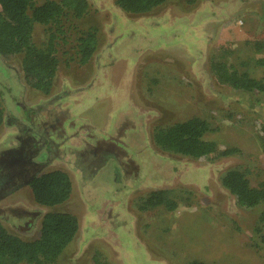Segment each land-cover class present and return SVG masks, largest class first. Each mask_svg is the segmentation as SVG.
<instances>
[{
    "label": "rangeland",
    "instance_id": "1",
    "mask_svg": "<svg viewBox=\"0 0 264 264\" xmlns=\"http://www.w3.org/2000/svg\"><path fill=\"white\" fill-rule=\"evenodd\" d=\"M86 1L87 14L67 18L57 35L49 95L27 87L19 57L0 60V224L31 241L42 217L19 230L11 211L75 216L78 233L57 264H95L96 256L102 264H264V244L253 247L257 212L238 208L219 182L239 169L251 186L264 184V102L219 85L210 70L215 59L264 77V0H167L142 15L123 13L115 0ZM90 30L96 51L80 65L76 38ZM32 35L44 46L48 27L35 25ZM65 107L66 138L85 148L66 142L70 198L41 210L30 195L15 194L34 175L27 162L34 141L18 149L12 126L36 123L32 137L44 143L52 132L44 136L39 128ZM192 118L209 123L204 139L219 152L238 154L193 160L156 147V128ZM20 151L22 160L3 163ZM155 191L167 192L173 211L141 210Z\"/></svg>",
    "mask_w": 264,
    "mask_h": 264
},
{
    "label": "trees",
    "instance_id": "2",
    "mask_svg": "<svg viewBox=\"0 0 264 264\" xmlns=\"http://www.w3.org/2000/svg\"><path fill=\"white\" fill-rule=\"evenodd\" d=\"M167 0H115V5L125 14L142 15L163 5ZM86 0H47L35 5L34 0H0V60L9 62L20 58L25 84L30 89L48 95L56 75V39L62 33L67 18L82 19L88 12ZM35 25L48 27V39L44 46L33 42ZM62 42V40H61ZM97 47L94 30L84 32L76 38V53L80 65H85L93 57ZM263 64V62H260ZM210 70L219 85L237 92L257 96V102H264V77L255 79L246 72H239L234 66L222 60H212ZM0 109V126L3 123ZM212 132L208 122L192 118L154 130L153 141L163 152H172L193 160L209 156L230 157L238 154L237 149L218 151L216 143L205 140ZM264 145V139L262 140ZM220 186L235 200L238 208L257 212L252 230L253 247L259 250L264 244V184L251 186L244 172L239 169L226 171L220 177ZM36 205L52 209L68 201L72 192L67 174L53 171L29 183ZM167 192L155 191L144 201L141 210L163 205L173 211L175 204L166 197ZM79 223L75 216L56 211H48L42 217L39 237L25 241L8 233L0 224V264H57L65 248L75 239ZM95 264H102L97 256ZM190 264H201L192 262Z\"/></svg>",
    "mask_w": 264,
    "mask_h": 264
},
{
    "label": "flooded vegetation",
    "instance_id": "3",
    "mask_svg": "<svg viewBox=\"0 0 264 264\" xmlns=\"http://www.w3.org/2000/svg\"><path fill=\"white\" fill-rule=\"evenodd\" d=\"M39 112V111H38ZM41 112V111H40ZM29 114V112H27ZM35 114V113H34ZM37 114V112H36ZM13 126L16 131H17V135H15L14 138H16L20 144H18V149L22 148L24 146V144L26 143V140L27 138L28 139H32L34 141V146H33V153L31 154V157L30 159H28V169L31 170V168H33L34 170V175L33 174H30L28 175V178L27 180L23 183L27 185L29 187V183L33 180V179H36L40 176L39 175V172L41 171V169L43 167H45V165L50 161V158H49V153L51 152L50 149H51V146H50V142H49V139L45 138V142L44 143H41V142H37L35 140V135L34 138L32 137V131H35L36 128L33 127L34 124L36 123H28V124H24V123H21V121H19L18 123L16 122H13ZM41 123H38V125H40ZM47 123H43V127H40L39 129H43V134L46 133V129L50 128V129H53L52 126L50 124H47ZM49 132V131H48ZM46 136V135H44ZM47 139V140H46ZM84 141V140H82ZM85 148V145L83 144V147L81 149ZM80 149V150H81ZM51 154V153H50ZM20 155V156H19ZM15 160H22V157H21V151L18 153H11V156L9 157V159H6L4 162H7L9 164H12V163H15L14 161ZM3 167V166H2ZM6 169V168H5ZM27 169V170H28ZM22 187V186H21ZM44 209V208H43ZM41 209V210H43ZM12 215L16 218V220L21 223V225H18V228L19 230L22 229V228H30L31 225L34 224V222L36 221L35 219L36 218H40V217H43V216H39V211H32V212H27V211H24V210H15V211H11ZM0 215H1V209H0ZM42 220V219H41Z\"/></svg>",
    "mask_w": 264,
    "mask_h": 264
},
{
    "label": "crops",
    "instance_id": "4",
    "mask_svg": "<svg viewBox=\"0 0 264 264\" xmlns=\"http://www.w3.org/2000/svg\"><path fill=\"white\" fill-rule=\"evenodd\" d=\"M38 108H40V106H38ZM21 109H23V107H21ZM58 110H59L58 112L53 111V113H51V116L53 117V119H51L48 122V124H50L53 129H50V128L46 129V132L51 131L52 133L49 136H47L48 134L44 133V135L47 136L46 138L49 139L50 146H51V149H50L51 154L49 153L50 161L45 165V167H43L41 169L38 176H42L44 174H47V173H50L53 171H61V172L66 174V142L67 141H72V144L78 143L79 145H82V147H83V144H81L78 141V138H76V139L73 138L71 140H67V138H66V107H65V109H62V110L58 109ZM25 111H27L26 109L24 110V113L26 115H28V113ZM83 126L86 127V124H83ZM39 131L42 132L43 129H40ZM69 135H71V133L68 134V136ZM79 139H82V138H79ZM4 145L7 146L6 143H4ZM76 151H79V150H76ZM26 185H27V183L22 185V187H20L17 191H15V194L20 193V195H22L23 197H27L30 195L33 204L37 208L43 209V207L36 205V203L33 200L31 190Z\"/></svg>",
    "mask_w": 264,
    "mask_h": 264
}]
</instances>
